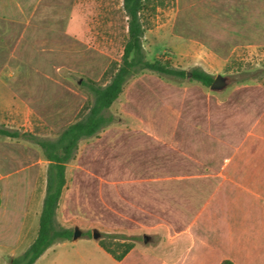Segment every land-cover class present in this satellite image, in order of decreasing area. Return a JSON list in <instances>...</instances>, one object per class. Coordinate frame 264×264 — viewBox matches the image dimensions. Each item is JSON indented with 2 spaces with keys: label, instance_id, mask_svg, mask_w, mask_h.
Returning a JSON list of instances; mask_svg holds the SVG:
<instances>
[{
  "label": "rangeland",
  "instance_id": "obj_1",
  "mask_svg": "<svg viewBox=\"0 0 264 264\" xmlns=\"http://www.w3.org/2000/svg\"><path fill=\"white\" fill-rule=\"evenodd\" d=\"M142 19L146 58L163 57L191 75L146 71L127 82L108 111L114 123L83 141L68 165L57 219L81 237L54 245L35 264H123L100 245L115 244V236L177 260L222 163L264 109V0H150ZM126 38L122 0H0V125L57 138L89 111L83 84L109 83ZM195 68L225 85L193 80ZM48 165L36 143L0 135L3 182L27 167L30 185L26 196L17 184L5 192L0 236L12 243L21 236L13 248L0 245V264L37 237ZM139 254L125 264H141Z\"/></svg>",
  "mask_w": 264,
  "mask_h": 264
},
{
  "label": "crops",
  "instance_id": "obj_2",
  "mask_svg": "<svg viewBox=\"0 0 264 264\" xmlns=\"http://www.w3.org/2000/svg\"><path fill=\"white\" fill-rule=\"evenodd\" d=\"M27 169H12L6 176L15 181L6 184L2 179L3 167H0V215L3 218L9 215L5 192L12 190L10 186L19 185L17 192L23 190L25 196L30 188L24 181ZM217 175L219 183L183 234L189 243L177 260L168 261L136 247L122 263L138 252L141 264H221L223 260L234 264H264V109L246 128ZM25 213L24 203V210L19 214L20 226ZM20 236L14 243L0 236V245L13 248L18 245Z\"/></svg>",
  "mask_w": 264,
  "mask_h": 264
},
{
  "label": "trees",
  "instance_id": "obj_3",
  "mask_svg": "<svg viewBox=\"0 0 264 264\" xmlns=\"http://www.w3.org/2000/svg\"><path fill=\"white\" fill-rule=\"evenodd\" d=\"M149 2L150 0H122L127 22V38L122 61L108 84L99 85L95 82L83 84L92 96L89 111L83 118L70 124L55 139L39 138L31 133L12 131L0 125V135L12 139L24 138L36 143L49 162L46 194L37 237L24 254L11 259V264H35L54 245L73 240L74 231L62 227L57 219L60 202L67 186L68 165L75 160L83 141L97 137L114 123V117L108 111L123 94L127 82L146 71L156 73L162 78L183 80L188 77L186 70L174 67L163 57H158L154 61L146 58L143 43L146 30L142 15ZM191 73L193 80L212 88L215 81L213 75L201 68H195ZM113 238L115 244L107 245L101 242L100 245L114 260L122 262L136 247L135 242H126L132 241L133 238L118 236ZM221 264L234 263L223 260Z\"/></svg>",
  "mask_w": 264,
  "mask_h": 264
},
{
  "label": "water",
  "instance_id": "obj_4",
  "mask_svg": "<svg viewBox=\"0 0 264 264\" xmlns=\"http://www.w3.org/2000/svg\"><path fill=\"white\" fill-rule=\"evenodd\" d=\"M191 74H189L188 76H190ZM225 85V83L223 82V80L218 77L215 79L213 85H212V89H218V88H222L223 86ZM81 237V232L78 228L75 229V232H74V237H73V240H78L79 238ZM93 237L94 239L98 240L100 239V233L97 231V230H94V233H93ZM148 237L147 236H144V241L145 242H148Z\"/></svg>",
  "mask_w": 264,
  "mask_h": 264
}]
</instances>
